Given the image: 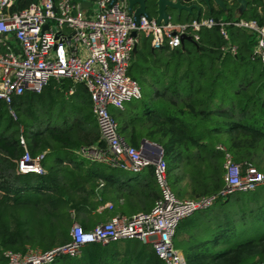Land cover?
Listing matches in <instances>:
<instances>
[{"label":"trees","instance_id":"obj_1","mask_svg":"<svg viewBox=\"0 0 264 264\" xmlns=\"http://www.w3.org/2000/svg\"><path fill=\"white\" fill-rule=\"evenodd\" d=\"M153 1L144 0L149 16H154ZM180 1L196 4L197 15L168 9L171 21L209 16L215 21L253 19L264 26V0ZM30 2L18 0L12 9ZM224 29L225 38L218 25L201 26L194 41L182 38L176 47L156 49L146 34L138 33L126 74L138 83L141 96L122 109H108L127 145L138 148L144 139L160 148L173 195L214 196L210 205L192 211L175 227L172 244L184 264H264V183L218 194L224 153L239 172L251 166L264 174V59L251 53V31L232 25ZM55 83L51 79L39 93L24 91L8 104L0 100V264L5 262L4 251L48 250L70 241L74 223L90 230L121 215L110 206L96 212L104 188L100 200L89 201L96 186L92 170L82 166L103 163L85 152L105 147L89 109V95L81 84L60 80L59 89H52ZM72 84L76 91L68 99L77 104L68 109L61 105ZM56 103H61L54 115L61 118L60 124L49 121ZM24 150L31 157L42 154L40 174L17 171ZM133 174V209L144 212L159 197L152 164ZM50 264L163 262L150 243L135 239L90 243L77 256L57 257Z\"/></svg>","mask_w":264,"mask_h":264},{"label":"built area","instance_id":"obj_2","mask_svg":"<svg viewBox=\"0 0 264 264\" xmlns=\"http://www.w3.org/2000/svg\"><path fill=\"white\" fill-rule=\"evenodd\" d=\"M81 2L88 6L81 8ZM14 0H0V100L8 104L24 91L39 93L53 79H68L83 85L90 99L103 151L91 147L85 152L92 159L119 169L137 172L152 164V176L158 198L151 208L130 216L114 215L90 230L73 224L70 241L48 250L26 248L23 252L4 251V264H50L57 257L77 256L84 245L107 244L119 240L150 243L163 264H184L182 253L173 246L172 237L178 222L196 209L212 203L213 195L198 199H179L171 192L161 152L150 142L138 148L127 145L117 133L108 109H122L141 96L138 83L126 74L137 34L148 36L151 48L176 47L182 38L195 40L199 27L218 25L245 28L253 33L251 53L264 59V26L253 19L213 20L197 16L188 21H155V15L128 12L126 0H36L20 10L12 9ZM183 35V37H182ZM231 52L233 46H228ZM71 91V89H70ZM13 116V112L10 110ZM23 147V139L19 136ZM223 187L225 196L234 190L252 189L264 183V174L239 166L224 153ZM42 154L31 157L27 151L17 160L19 173L40 174Z\"/></svg>","mask_w":264,"mask_h":264},{"label":"crops","instance_id":"obj_3","mask_svg":"<svg viewBox=\"0 0 264 264\" xmlns=\"http://www.w3.org/2000/svg\"><path fill=\"white\" fill-rule=\"evenodd\" d=\"M67 80L68 79H62ZM55 81V80H54ZM70 81V80H69ZM56 87H52V89H59V81H55ZM71 82V81H70ZM74 84V83H73ZM68 87L64 91L65 102L61 106H76V101L74 99H68L69 95H72L76 91L75 85ZM76 84V83H75ZM58 87V88H57ZM71 89V91H70ZM46 102L49 103V100L46 99ZM90 103V99H89ZM61 103H56L54 106L53 117L49 118L50 122H55L56 124H60L61 118H58L55 113L58 111V108ZM91 105L89 106L90 109ZM109 109H115L113 107H109ZM73 113V112H72ZM148 142L147 140L142 139L139 146L142 143ZM151 143V142H150ZM153 144V143H152ZM155 145V144H154ZM104 164V165H103ZM99 165H91L86 164L83 165V169H90L92 180L95 183V195L89 201H97L100 200L99 192L102 188H104V198L100 203L96 205V212H101L102 209H109V206L114 208L116 214L121 215H132L133 212L140 211L139 209H133V196L132 194V183L133 177L135 174L133 172H129L127 170H122L117 167L109 166L105 163ZM82 171V170H81Z\"/></svg>","mask_w":264,"mask_h":264},{"label":"water","instance_id":"obj_4","mask_svg":"<svg viewBox=\"0 0 264 264\" xmlns=\"http://www.w3.org/2000/svg\"><path fill=\"white\" fill-rule=\"evenodd\" d=\"M18 0H14V4ZM32 2H35L36 0H31ZM205 4H207L209 1L208 0H202ZM214 2H221L220 0H211ZM241 1V0H239ZM127 3V10L130 12V10L133 8L132 15L134 18H137L139 13H144L147 14L145 11V3L144 0H126ZM153 3L155 4V10H154V15H155V21L159 22V20H162L165 22L167 18H169V13L168 9H174L178 13L180 10H184L186 13H194V15H197L198 12V6L194 3H183L180 2L179 0H154ZM88 2H81L80 7L84 8L88 6ZM183 37V35H182ZM135 50V45L132 47L131 52ZM157 150L160 151V148L155 145Z\"/></svg>","mask_w":264,"mask_h":264},{"label":"flooded vegetation","instance_id":"obj_5","mask_svg":"<svg viewBox=\"0 0 264 264\" xmlns=\"http://www.w3.org/2000/svg\"><path fill=\"white\" fill-rule=\"evenodd\" d=\"M180 1V0H179ZM209 1V0H208ZM180 2H182V1H180ZM184 3V2H183Z\"/></svg>","mask_w":264,"mask_h":264}]
</instances>
